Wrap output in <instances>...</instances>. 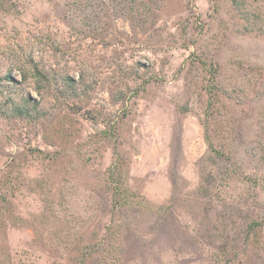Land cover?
<instances>
[{"label": "rangeland", "instance_id": "obj_1", "mask_svg": "<svg viewBox=\"0 0 264 264\" xmlns=\"http://www.w3.org/2000/svg\"><path fill=\"white\" fill-rule=\"evenodd\" d=\"M0 264H264V0H0Z\"/></svg>", "mask_w": 264, "mask_h": 264}]
</instances>
